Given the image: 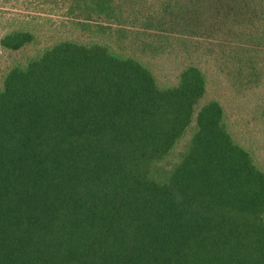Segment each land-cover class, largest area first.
I'll return each instance as SVG.
<instances>
[{"label":"trees","instance_id":"1","mask_svg":"<svg viewBox=\"0 0 264 264\" xmlns=\"http://www.w3.org/2000/svg\"><path fill=\"white\" fill-rule=\"evenodd\" d=\"M54 2L58 27L95 36H61L3 76L0 264H264V169L223 105L201 104L204 71L162 85L111 45L127 34L150 49L213 43L219 32L253 80L264 0H158L141 17L119 0ZM42 11L7 18L1 49L37 44L53 19Z\"/></svg>","mask_w":264,"mask_h":264},{"label":"rangeland","instance_id":"2","mask_svg":"<svg viewBox=\"0 0 264 264\" xmlns=\"http://www.w3.org/2000/svg\"><path fill=\"white\" fill-rule=\"evenodd\" d=\"M21 1V0H20ZM13 5L14 2L6 3L7 0H0V38L6 34L10 23L7 18L17 17L23 12H42L53 14L50 17L51 24L43 25L41 21L36 27L38 43L24 48L17 53L3 51L0 47V87L4 74L17 62H24L28 57L36 55L40 49L53 43L61 36H69L76 40H88L94 34L84 33L75 28L58 27L61 19L57 18L59 12L58 3L51 0L49 4ZM61 4V0H58ZM124 2V8L141 17L146 14L148 7L158 5V0H119ZM22 2V1H21ZM54 2V3H53ZM35 8V9H34ZM153 10V9H151ZM5 13V15L1 14ZM42 14V13H41ZM44 16V15H42ZM145 19H141V25ZM141 23V24H140ZM244 25V24H243ZM243 25L241 27H243ZM142 26V25H141ZM142 29L140 26H138ZM240 34V28L235 29ZM218 40L211 42L204 38H198L191 43H183L175 39L162 40L155 43L157 49L146 48L135 35L127 34L125 37H114L111 45L125 54H133L141 58L148 65L158 81L162 85H174L178 81L181 72L190 65L201 68L207 76V94L201 104L210 100L219 101L225 110L227 123L232 134L245 147L249 148L256 157L260 166L264 169V55H255L257 66L262 72L254 73L253 80L238 74L237 61H234V45L231 49L225 48V36L216 33ZM192 40V39H190ZM229 43V42H228ZM212 44V45H211Z\"/></svg>","mask_w":264,"mask_h":264}]
</instances>
